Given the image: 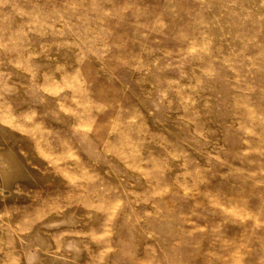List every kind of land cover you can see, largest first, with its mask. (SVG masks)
<instances>
[{"label": "rangeland", "instance_id": "1", "mask_svg": "<svg viewBox=\"0 0 264 264\" xmlns=\"http://www.w3.org/2000/svg\"><path fill=\"white\" fill-rule=\"evenodd\" d=\"M0 264H264V0H0Z\"/></svg>", "mask_w": 264, "mask_h": 264}]
</instances>
